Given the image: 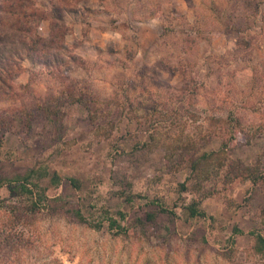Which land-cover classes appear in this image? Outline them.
Returning <instances> with one entry per match:
<instances>
[{
	"label": "rangeland",
	"instance_id": "obj_1",
	"mask_svg": "<svg viewBox=\"0 0 264 264\" xmlns=\"http://www.w3.org/2000/svg\"><path fill=\"white\" fill-rule=\"evenodd\" d=\"M52 1L96 11L64 15V41L84 63L62 68L67 82L58 84L30 80L26 59L15 82L29 83V106L71 90L92 111L68 103L58 124L42 116L30 131L3 134L0 176L41 163L60 182L34 180L46 194L34 211L18 182L0 188V264H264L250 235L264 238V211L245 202L251 183L225 181L221 166L227 154L247 164L264 154V0H160L167 30L162 16L134 19L136 0ZM38 32L49 36L48 20ZM181 147L215 152L190 181L188 165L169 166L164 153ZM195 181L214 192L199 202L204 215L189 217L183 206L197 198ZM75 210L100 227L79 222Z\"/></svg>",
	"mask_w": 264,
	"mask_h": 264
},
{
	"label": "trees",
	"instance_id": "obj_2",
	"mask_svg": "<svg viewBox=\"0 0 264 264\" xmlns=\"http://www.w3.org/2000/svg\"><path fill=\"white\" fill-rule=\"evenodd\" d=\"M144 1L146 0L135 1L140 6L135 8L132 13L134 19L142 21L162 16V27L167 30L164 20H168V12L162 8V2L156 0V3H152V6H145ZM242 3L253 10L252 16L258 14V4H251L249 1H243ZM68 12L85 14L96 11L88 7L63 6V4L61 5L52 0H49L47 8L38 5L37 0H0V147L3 144V134L6 131H13L16 125L30 131L34 121L42 116L47 122L58 124L64 115L63 108L65 104L78 103L86 111H92L91 106L86 102L87 100L71 90L66 93L63 92L57 97L47 95L40 104L29 106L25 99V94L29 91V83L22 85L15 82L16 76L24 70L23 61L26 59H30L34 65L29 69L30 80L38 76H45L58 84L67 82V76L62 73V68L68 67L72 63H84L81 58L69 51L70 48L64 41L66 34L64 15ZM44 19L49 21V36L47 38L42 37L38 32L39 24ZM192 81L196 83L193 77ZM231 132L230 139H233L234 133ZM227 145L226 140L222 142V149ZM149 146L150 141L138 144L135 147V153L131 155V161L133 158L143 157ZM175 149L169 153L168 148H164L168 165L172 166L175 161L178 165H188L192 174L188 181L195 178V176L198 177L206 166L208 156L215 154V152L209 154L204 152L201 154L189 153L188 150H183L182 147L181 149ZM140 161L142 160H136V162ZM221 166L225 168V181L232 182L237 178H242L251 183V190L245 202L252 205L255 211H264V154L258 157L255 162L248 164L241 160H234L227 154L221 162ZM48 176L52 184L55 186L59 184L60 176L56 172H52L50 176L48 168L38 163L23 175H16L11 178L0 176V188L11 182H18L20 190L30 196V205L34 211L37 209V204L46 199L45 189L41 190L34 180L38 181L42 177ZM70 182L74 187H79L75 179H70ZM197 184H192V187L197 191V198H192L183 206L189 217L204 215L198 208L199 202L214 192V188L210 186L204 192L203 184L200 182ZM179 185L180 191H187L191 187L185 182ZM104 213V219L109 222L110 228H117L122 231L123 226L118 220L107 211H104ZM119 214L121 218H124V213L119 212ZM73 216L89 227L96 229L100 227V224H94L87 220L80 210H75ZM154 217L155 215L152 213L147 214L148 219ZM250 235L253 240L251 246L253 252L264 257L263 236L257 231H251Z\"/></svg>",
	"mask_w": 264,
	"mask_h": 264
}]
</instances>
